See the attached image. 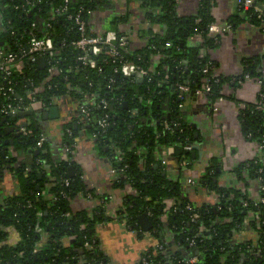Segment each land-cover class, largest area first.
<instances>
[{"label":"trees","instance_id":"16d2710c","mask_svg":"<svg viewBox=\"0 0 264 264\" xmlns=\"http://www.w3.org/2000/svg\"><path fill=\"white\" fill-rule=\"evenodd\" d=\"M178 1H145L144 7L151 10L147 18L162 29L159 32L149 29L142 36L144 45L123 51L122 62L130 61L150 71L148 76L131 81L120 69L122 62H112L105 49L94 56L95 68L82 64L78 59L81 52L75 45L79 38L76 23L66 14L52 17V12L67 2V11L73 14L80 12L88 22V30L93 31L92 11L105 8L111 0H42L36 7L31 6L30 12L16 8L25 0H0V16L6 26V30H0V40L9 44L13 51L19 53L32 36H48L54 45L52 55L47 56L49 63L44 66L22 57L23 68L13 76L15 90L19 96L28 98L29 93L50 77L47 83L52 87L36 93L45 101L49 102L53 95L81 102L95 97L96 105L100 106L92 110L88 130L94 139L95 150L116 170L118 177L114 186L131 188L124 198L125 209L119 212V219L124 220L130 229L143 233L138 216L147 213L154 224L150 234L162 246L149 247L138 264H188L187 260L194 256L198 257L196 264H264V203H257V199L251 198L247 192L249 180L264 176V152L262 157L235 167L236 177L247 183L244 189L220 185L217 180L218 160L207 166L200 177V186L218 196L214 204L194 203L184 190L181 163L177 176L168 172L164 175L166 166L157 156L159 147L187 146L188 137L189 143L193 142L191 128L176 114V110L171 118H167L162 113L158 114V106L167 95L174 101L175 109L180 106L174 91L179 84H189L192 88L202 85L205 77L202 69L211 58L210 50L220 41V35H212L208 30L209 25L216 21L212 12L213 0H201L196 15H180ZM258 1L264 3V0ZM244 20L264 31V23L255 7L241 9L239 14L228 19L233 29ZM47 22L51 25L47 26ZM123 23L130 24L128 12L116 15L109 30L116 32L117 37L129 35V29H120ZM195 36H200L198 45L189 42ZM202 48L207 50L205 56ZM157 56H160L159 63L154 66ZM263 58L254 56L244 60L247 67L241 75L226 77L220 74L219 82L212 81L208 98L214 101L221 97L225 83L237 86L246 73H251V69L253 73L250 76L261 77L255 68ZM55 68L57 71L53 72ZM68 86L74 88L67 92ZM80 88L84 94H80ZM16 97L14 94L13 100ZM103 99L108 104L101 103ZM2 101L1 97L0 104ZM105 115H108V127L102 130L98 121ZM150 115L159 121L167 119L172 129L164 130L162 124L148 125L147 117ZM17 119V115L9 117L12 124ZM238 119L248 141L264 138V109L257 108L254 102L246 103L245 108L239 109ZM29 129L30 133H23L22 138L16 140L19 148L35 147L41 131L34 124ZM71 130L65 144L73 150L76 137L75 131ZM93 133L97 137L94 138ZM45 147L44 144L42 152L29 166L12 161L23 190L0 203V264H106L96 235V224L109 218L105 208L96 207L91 213L72 209L74 197L78 194L94 195V190L87 188L81 170L69 175L71 160H55ZM261 169L263 172L260 174ZM66 180L69 185H66ZM169 199H175L177 203L167 210L166 201ZM187 205L194 209L188 210ZM194 211H198L200 217L192 221ZM67 212L71 215L66 216ZM247 225L259 232L257 240L236 239ZM82 226L84 229H80ZM11 230L20 234L15 245L7 242ZM195 235V244L191 245ZM66 237L72 238L69 246L63 244ZM86 241L90 242L91 248L84 246Z\"/></svg>","mask_w":264,"mask_h":264},{"label":"crops","instance_id":"0c3cea01","mask_svg":"<svg viewBox=\"0 0 264 264\" xmlns=\"http://www.w3.org/2000/svg\"><path fill=\"white\" fill-rule=\"evenodd\" d=\"M200 1L179 0L178 12L180 15H196ZM238 8L237 0H213L212 12L216 21L225 22L231 16L239 14ZM148 11L149 9L144 7L140 0H113L105 8H99L94 12L93 16H96V20L93 23L97 31H106L112 27V19L116 15L128 12L130 24L126 29L130 30V44L132 48H139L144 45L142 36L149 29L156 32L162 29L160 25L149 21ZM189 42L192 45L200 44V36L191 38ZM209 53L220 74L226 77L241 75L245 73L247 67L244 60L254 56L264 57V31L261 27L244 20L230 32L220 35L218 46L210 50ZM159 59L160 56H157L154 66L159 63ZM255 69L264 77V58ZM251 73H253V69H251ZM258 90L257 77L250 76L242 83H238L237 86H234L233 83H225L223 95L214 101H211L208 96H191L188 98L189 104H182L176 109L172 100L170 103L166 102L168 98H171L170 95L166 96L163 103L160 102L164 108L161 106L158 114L162 113L167 116L168 112L173 114L175 110L176 112L180 111L179 115L192 130L193 145L183 147L184 151L192 150L197 154L195 159L191 154L189 156L193 163L188 174L200 178L205 173L207 166L216 159L219 161L217 180L220 185L246 188V181L238 179L233 169L241 163L259 156L256 146L242 134L238 119V105L241 102H255ZM90 100L92 101V98L87 99V101ZM80 104L81 102L77 99L64 98L59 104H56L59 106V115L47 118L44 113L55 105L44 107L37 104L35 110H37L38 129L45 135V148L51 152L55 160H63V158L66 160L64 144L66 136L69 135L67 130L71 128L75 131L76 144L71 155L68 156L73 163L69 168L74 167V172L71 174L69 168L68 172L69 175H74L80 173L81 170L87 188L93 189L94 195L89 198L87 195L78 194L72 200V209L74 211L86 210L91 213L96 207H104L109 218L96 224V235L105 254L106 264H138L143 253L149 247L156 245L157 239L145 231L138 233V231L130 229L124 220L119 219V212L125 207L124 198L131 192V188L122 189L114 186L116 176L111 174L110 162L97 154L94 139L88 131L90 122L81 113ZM149 118L152 120L150 123L152 125H156L159 121L150 115L147 117L148 125H150ZM32 119L31 117L17 119L14 124L32 122ZM226 135L229 136L228 139H226ZM157 150V156L166 166L165 170L168 174L177 176V160L180 156H174L175 147L163 146ZM184 153L183 155H185ZM241 156L244 157L241 158ZM21 159H26V157L20 158V161ZM13 164L8 162L3 165L0 163V203L20 194L23 190ZM181 176L186 195L194 203L214 204L217 202L218 196L215 193L209 192L200 185L190 186L185 183L184 172ZM249 181L247 192L251 198L257 199L260 193L257 180ZM128 233H131L137 242L135 245L129 242ZM11 237L13 238V236ZM258 238L259 232L247 225L242 233H238L236 239L242 241L257 240ZM71 242V237H66L63 240L65 246H69Z\"/></svg>","mask_w":264,"mask_h":264},{"label":"built area","instance_id":"2783aa9c","mask_svg":"<svg viewBox=\"0 0 264 264\" xmlns=\"http://www.w3.org/2000/svg\"><path fill=\"white\" fill-rule=\"evenodd\" d=\"M113 0H111L112 2ZM238 1V10L241 9L248 10L251 7H255L256 12L258 13V17L263 21L264 23V3L262 4V7H259L256 3V0H237ZM42 0H25V2L21 5H17L16 8L22 9L24 12H30L31 6L36 7L38 4H40ZM67 2L63 6H58L53 12L52 17L66 14L68 19L73 20L77 25V31L79 32V38L75 42L76 47L80 50L81 54L78 57V59L82 62V64L87 65L91 68H95L97 63L94 59V56H98L102 53L103 49H105L108 54H110L112 58V62H122L123 56H124V50L128 47H131L130 44V38L129 35L122 34L120 37H117L116 32L112 30L107 31H97L96 29L93 31L88 30V22L83 19L80 15V12L73 14L71 12H68ZM95 11H92V16L94 15ZM121 14V13H120ZM93 22V21H92ZM47 26H50L51 23L47 22ZM0 30L4 31L6 30L5 23L3 21V18L0 16ZM128 24L123 23L119 27L121 30H125L128 26ZM233 29L232 23L229 21L220 22V21H214L209 25V32L212 35H222L225 33L230 32ZM2 41V40H0ZM4 44H0V74L2 76L3 83L0 84V98H3L2 103L0 104V115L1 116H16L19 112L22 111H28L35 109V106L37 104H41L42 106H52L59 104L64 98L62 96L53 95L51 97V100L45 101L41 98H39L36 93H41L45 91L46 87L49 89L52 87L51 84L47 83L50 81V77H47L39 86L35 88V90L28 94V98H25L23 96H19L16 93L15 86H14V79L13 76L16 73V71L21 70L23 68V61L21 60L22 57H26L29 62L34 63L37 62V59L39 57H44L45 62L47 63L49 60L47 59V56L52 55V52L54 50V45L52 40L48 36L43 37H36L32 36V38L29 40V42L25 45V48H22L19 53L16 51H13L9 44H7L5 41H3ZM207 50L202 48V55L205 56ZM49 63V62H48ZM56 69V70H55ZM52 69L53 72L57 71V68ZM120 69L123 72V74L130 78L131 81H136L139 78H143L145 76L149 75V70L144 69L138 66H135L130 61H123L120 65ZM118 71V69L116 70ZM203 74L205 77L203 78V83L199 88H192L189 84H179L174 89L175 93L177 94V98L180 99V105H182L181 102H184L191 96L200 97V96H208L212 91V81L219 82L220 81V73L218 72L217 66L215 62L210 58V60L204 65L202 69ZM250 74L246 73L243 80H240L238 83H242L246 78H249ZM257 83L259 85V90L257 94V99L254 102L257 106V108L264 109V77H257ZM74 88L73 86L67 87V92ZM80 94H84V90L81 88L78 89ZM16 94V98L13 100V95ZM89 97V96H88ZM81 102V101H80ZM103 104H108L107 100L103 99ZM100 103V104H101ZM100 105H96L95 97L92 96V101L84 100L80 104V111L81 113L86 117L87 120L92 119V110L94 108L99 107ZM246 103L241 102L239 103L238 107L245 108ZM108 115H105L104 118L100 119L98 121V125L102 130H105L108 127V121H107ZM28 118V117H27ZM31 124H34L33 122H28V126L23 127L22 131L23 133H30L31 130L29 129V126ZM161 124L163 126L164 130H171L172 125L167 120L164 119L161 121ZM71 128L67 130L69 134H71ZM94 138L97 137L96 133H93L92 135ZM186 140H189V137L186 138ZM46 138L45 135L41 132L38 136L36 145L34 149H42L45 144ZM258 150V156L262 157L264 152V138L261 141H250ZM65 150H66V160L69 159V154L71 153L70 147H68L67 144H64ZM171 153V152H170ZM181 157H184L181 166L185 169L184 173L186 176H184L185 183L190 186H199L200 184V178L190 175L187 172L190 171L192 168L190 166V160L191 157L182 155ZM255 159V158H254ZM27 170H29V167H27ZM263 170H259L258 173H262ZM111 174L116 176L117 179V172L114 168L111 167ZM257 184L260 190L259 196L257 198V203H264V176L260 175L258 176ZM70 182L66 180V185H69ZM85 196V195H83ZM87 197L92 198L93 194H88ZM54 199H57L55 197ZM167 203V210L170 209L171 206H175L177 203L175 199H169L166 201ZM125 207H123V210ZM188 210H193L194 208L191 205H187ZM71 213L67 212L66 216H70ZM107 215V213H106ZM108 216V215H107ZM200 217V214L198 211H194L191 215V220L195 221ZM162 218V217H161ZM80 229H84V226L80 227ZM244 230V229H243ZM243 230L240 231V233L243 232ZM150 236V231L147 232ZM10 236H13V238ZM197 235L194 236V239H191L190 244H195V238ZM15 239V240H14ZM20 240V234L19 232L15 230H11L10 234L7 238V242L10 245H15ZM84 246L91 248V244L89 241H86ZM158 248H161L162 246L159 245L158 241L155 245ZM38 250L36 249L35 252ZM144 259V258H143ZM198 262V257L194 256L187 260L188 264H196Z\"/></svg>","mask_w":264,"mask_h":264},{"label":"water","instance_id":"95a60500","mask_svg":"<svg viewBox=\"0 0 264 264\" xmlns=\"http://www.w3.org/2000/svg\"><path fill=\"white\" fill-rule=\"evenodd\" d=\"M142 2V4L144 5L145 1L147 0H140ZM256 3L259 7H262V4L256 0ZM151 11V10H149ZM0 44H4L3 41H0ZM37 62L41 65L44 66L45 65V58L44 57H39L37 59ZM119 77V74H118ZM142 79V78H139ZM172 100V98H168L166 100L167 103H170V101ZM177 101L180 103V99H177ZM125 105H127L126 102H124ZM174 103V101H173ZM190 100H185L182 104H189ZM171 106V104H170ZM169 106V108H170ZM159 108L161 107L160 105L158 106ZM162 108H164V106H162ZM59 106L55 105L52 106L48 112L46 111L44 113L45 118L47 117H57L59 115ZM36 113L37 110L33 109V110H28V111H22L19 112L17 114L18 119H23V118H33L32 122L35 123L36 128H38V121L36 118ZM181 112L178 111L176 112L177 115H179ZM167 118H171L172 114L171 112H168ZM151 119H148V123H151ZM157 124H161V121H158ZM28 126V122H20L19 124H12L10 123L9 117L7 116H2V118L0 119V157L2 158V160L0 161L1 164L5 165L8 162L12 163L13 160H16L18 163H23L26 165H31L34 162V157L39 155L42 151L41 149H34L32 148H19L16 145V140L19 138H22L23 135V131H21V128ZM22 145H25L24 141H20ZM194 142L189 143V141L187 140V146L188 145H193ZM171 147V146H170ZM172 147H175V154L177 156H182L183 153L185 154V156H190V154L192 155V157L195 159L197 157L196 151H192V150H183L182 146H178L173 145ZM26 149V152H25ZM22 157H26V159H21ZM184 157H181L177 160V164L179 165ZM192 163L193 160H190V166L192 167ZM158 167V165H157ZM183 172H184V168L182 167ZM70 173L72 174L74 172V167H70L69 168ZM167 173V171L163 172V174L165 175ZM72 176V175H71ZM138 221L140 226L142 227V229L145 232H149L152 230L154 224L152 222V220L150 219L149 215L147 213H143L141 215L138 216ZM200 264V263H198Z\"/></svg>","mask_w":264,"mask_h":264},{"label":"clouds","instance_id":"9594fccd","mask_svg":"<svg viewBox=\"0 0 264 264\" xmlns=\"http://www.w3.org/2000/svg\"><path fill=\"white\" fill-rule=\"evenodd\" d=\"M127 237L129 239V242L132 243L133 245H135L137 242L134 240V237L132 236L131 233L127 234Z\"/></svg>","mask_w":264,"mask_h":264},{"label":"rangeland","instance_id":"374dc122","mask_svg":"<svg viewBox=\"0 0 264 264\" xmlns=\"http://www.w3.org/2000/svg\"><path fill=\"white\" fill-rule=\"evenodd\" d=\"M144 6V5H143ZM94 20H96V16H93L92 17V21H94ZM20 122V121H19ZM242 131V130H241ZM242 134H243V132H242ZM229 138V136L228 135H226V139H228ZM237 141V140H236ZM64 151H65V154H66V150H65V147H64ZM244 156H241V158H243ZM63 160H64V158H63ZM160 160V162H162V160L161 159H159ZM234 170V169H233Z\"/></svg>","mask_w":264,"mask_h":264}]
</instances>
